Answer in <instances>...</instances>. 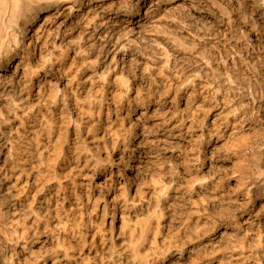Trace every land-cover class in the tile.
<instances>
[{"label": "bare ground", "instance_id": "obj_1", "mask_svg": "<svg viewBox=\"0 0 264 264\" xmlns=\"http://www.w3.org/2000/svg\"><path fill=\"white\" fill-rule=\"evenodd\" d=\"M183 11L188 12L190 17L199 14L208 21L204 19L203 23L200 20L203 24L199 28L195 27L192 20L187 21L181 15ZM215 21L220 23V27L213 25ZM167 22L173 23L177 31L170 29L171 25ZM239 22L243 29H238ZM135 27L143 32L154 31L161 39H169V48L161 42L154 46L144 44L152 54L151 48L160 52L155 54L164 56L162 61L166 67L169 54H174L169 63H172V73L169 75L172 74V77H166L168 85L163 84V87L173 90L172 107L163 104L164 99L160 98L162 88L155 94V101L158 100L155 106L159 115L158 134L150 141L155 142L154 147L159 153L157 173L160 179H156L158 182L152 189L154 208H146L145 213L140 214L142 217L137 215L138 212L120 215V231H117L123 237L120 247L113 242L114 235L107 236L110 240L107 241L102 228L93 223L95 219L90 221L88 217L89 225L86 224L87 218L78 216V210L71 211L69 226L58 221L59 226L53 220L50 221L54 217L57 219L51 214L43 222L55 242L53 250L49 253L38 248L34 250L38 234L44 229L40 227L44 211L39 214V209L32 208L40 192H34L33 187L39 186L41 189L44 185L43 180H40L42 175L33 173L30 182L27 171L31 165L28 169L24 164L19 167L22 155L10 145L4 148L9 140L0 137V155L3 156V168L0 171V218L3 214L16 216L10 225L7 223L9 218L3 215L8 220L5 224L9 228H0V264H91L97 256L100 261L104 256L107 257L108 264H119L121 257L126 264H183L171 257L175 251L182 253V256L186 254L191 264H211L208 261L216 264H264V104L261 103L264 98V90L261 91V85H264V0H205L203 6L198 0H0V123L4 121L9 133L14 129V121L17 119H20L23 126V119L31 116L65 118L76 112L88 113L92 103L89 88L93 85L94 69L99 67L104 71L119 66V53L135 43L131 36V42L123 39ZM117 29L119 31L114 36ZM256 43L262 46L259 53L255 52ZM133 60L131 58L130 65ZM148 60L143 67L146 71L152 66ZM238 64L244 65L249 73L241 74ZM160 68L157 67L156 71L165 67ZM166 71L162 72L165 74ZM162 72L159 74L162 75ZM257 74L261 76L260 79L258 76L256 78ZM106 76L105 71L101 72L98 75L99 81L104 82ZM126 79L121 78L120 83L128 88ZM147 80L150 78L147 77ZM231 97L238 98V101L233 103ZM169 115H172L173 124L165 128V117ZM256 123L260 126L258 129L254 128ZM10 139L13 140L12 137ZM179 142H184L190 151L187 153V161L183 159L186 162L187 178L182 179L183 184L180 181L182 187L179 185L176 190L172 184H168L170 181H165L168 174L163 155L168 147ZM40 156L44 158L38 155L39 160ZM36 169H39L38 166ZM112 174L111 170L110 186L115 182ZM74 176L72 180L77 175ZM51 177L58 184L57 177ZM178 178L171 179L178 183ZM151 181H154L153 178ZM139 192L143 197L146 191ZM226 196L229 203L233 199L232 206L237 205V211L233 207L234 212H226L225 215L218 212V215L215 204ZM14 198L17 201L20 198V205ZM222 207L220 210L223 211L227 208ZM58 215L60 212H57ZM178 221L175 230L174 225ZM80 246L87 250L85 257L79 254ZM198 255H209L206 256L207 262L199 259Z\"/></svg>", "mask_w": 264, "mask_h": 264}, {"label": "rangeland", "instance_id": "obj_2", "mask_svg": "<svg viewBox=\"0 0 264 264\" xmlns=\"http://www.w3.org/2000/svg\"><path fill=\"white\" fill-rule=\"evenodd\" d=\"M198 1H199L200 5L203 6V1H205V0H203V1L198 0ZM196 8H197V10L199 9L198 7H196ZM187 13L188 12L183 11V12H181V15L184 17V19L187 18L186 19L187 21L192 20L193 25L195 27L198 26V28H199V26H201V24L204 23L203 21L205 18L199 16V14H195L193 17H190ZM199 17H201L203 19H201ZM190 18H193V19H190ZM196 19H198L199 21ZM200 20L203 23H201ZM205 21L207 22L208 20L205 19ZM215 23H216V25H215ZM167 24L171 25V27L168 26L170 29L177 31L178 28L175 27V25L173 23L167 22ZM172 24L174 25V27ZM241 24L242 23L238 24L239 30H240V28L243 29V26ZM213 25L215 27H220V23H218L217 21H215L213 23ZM135 28H134L133 32L127 33L126 37H124V39H123L126 42L127 41L131 42L132 39L135 40L134 45L132 44L133 45L132 47H128V49H125V51L119 53L118 57L120 58V64L122 63L121 65L119 64V66L115 67V69L111 67V70H110V68L107 69L108 71L104 70L107 74V76H106L107 79L104 82L101 83L100 82L101 80L99 81V78H98V75L101 72H104L103 69L101 70L99 67L94 69L92 74H94L93 76L97 77V78L93 77V83H92L93 85H91L89 88V91L91 90L90 93L92 96V98H91L92 103L90 106L91 109L88 110V113L86 112V113L77 114V112H76V114L72 113V114L66 115L65 118H64V116H61V117H59V116H55V117L54 116H51V117L46 116L45 117L44 116L45 119H43L44 118L43 116H42V118H41V116H31L29 118L23 119V121H25V123L23 122V124H25L23 126L20 124V119H17V121L16 120L14 121V126H13L14 129L11 130L12 132L10 131L9 133H8L9 130L7 131V129H8L7 125H5V123H3L4 121L0 123V129H1L0 130V134H1L0 137H1V139L6 138L9 140L8 144H6L4 146V148L9 147V145H10V147L12 146L13 149L16 148L15 151H18L20 153V156L22 155L20 157L21 161L24 158L26 159V161H28V162H26L25 160L22 162L20 161L19 167H21L24 164L25 167L28 166V167H26L28 169L29 166L31 165L29 168L31 172L29 171V169L27 171L28 174H30V178H31L30 182H32V178L34 177L33 173H35L34 175H36V173L37 174L40 173V175H42L40 180H43V182L42 181L41 182L44 185L42 183H39V184H42L43 186H41V189L39 186H37L38 191L36 190L37 189L36 186L33 187L34 192L35 191H36V193L39 191L40 192L37 193L36 202L32 206L33 210L35 208L39 209L38 211L40 213L38 211H36L37 209L35 210V212H38L39 214H42L44 211V213L41 215V219H42L41 221L43 222V220H45L46 217H49L51 214H54V216H56L57 219L59 218V220L54 219L55 218L54 217L53 219H50V221L53 220L52 222L57 223L59 226H61L60 225L61 223H63L62 225H64V223H66L65 225L69 226L68 224L71 223V213H72L71 211L72 210H76V211L78 210L77 211L78 216L79 215L82 216L83 219L87 218L86 224L89 225V223H88L89 220L90 221H93L94 219L97 220V221L94 220L93 223L95 225H98L100 229L102 228L101 230H103V233L106 235L107 241H110L108 237H110L111 235L112 236L114 235L113 237L112 236L111 237L113 239V242H116L115 244H116V246L118 245V247H120L119 246L120 242H122L121 238H123L121 236L120 232H118L120 235H118V233H117V231L119 230V226H120V224H119L120 223V220H119L120 215L123 213L124 216H126L130 213L134 214L133 212H135V213L138 212L137 215L138 214L142 215L143 213H145L144 210L146 208L147 209H149V208L153 209L154 208L153 204H152V203H154V201H153L154 200V193L152 195V192H154V191L152 189L154 188V185L158 182L157 180L160 179V177L158 178L159 175L157 173V169H158V165H159L158 164L159 153H158V151H156V148L154 147L155 144H153V143H155V142L152 143L150 141V139H155V136L158 134L157 121H158L159 115H158V113L156 111V107H155L156 103L158 101V100L155 101L156 92L159 91L160 88H162L160 90V93H161L160 98L164 99L162 101L163 104L166 107H170V106L172 107V105H173V103H171L173 101L172 100L173 90L171 88H166L163 86L169 84L168 79H166V77L167 78L172 77V74L169 77L170 73H172V67L170 66V65H172V63L170 65H169V63L172 62L174 54L173 55H172V53L169 54L168 59L169 58L170 59H169V62L167 64V67H168L167 68L164 64V61H162V57H164V56L163 55L160 56V55L155 54V53H158V54L160 53L158 50L156 51V49H154L156 51V52H154L153 48H151V51H153V54H154V56H153L152 52L149 51L150 48H147V47L145 48V46H144V44L146 46H149L148 44H151L152 46H154L155 44L157 45V43L161 42L160 44H163V46H166L169 48L170 47V42L168 44L169 39L167 37L165 38V37H163V35L159 34V35H161V37L164 38V39H161L160 36H158L157 34L154 33V31L152 33H151V31L150 32H145V31L143 32V30H141L137 27H135ZM118 29L115 31L114 36L117 35L116 33H117V31H119ZM141 33H143V35H141ZM183 34H184V32H183ZM156 35L158 36L159 41H157L158 38ZM184 35L187 36L188 34L185 33ZM127 36L128 37L131 36L132 39H131V37L128 38ZM148 36L150 37L149 38L150 40L148 39ZM153 37H154V39H153ZM137 40H139V41H137ZM153 40H155V42ZM167 44L169 46H167ZM260 45L261 44L256 43L255 52H258V50L262 47ZM220 48L223 50L222 47H220ZM256 48H258V49H256ZM260 51H261V49H260ZM149 52L152 54V58H151V55ZM170 52H172V50H170ZM258 53H256V54H258ZM158 57H159V59H158ZM131 58L134 59L132 65H130ZM150 58H151V60H150ZM154 58H156V59H154ZM147 60L151 63V64L149 63V65H152V66H150V68H148L150 70L147 69V71H146L143 69V67H144V64L146 63ZM159 60H160V62H159ZM152 62L154 63V65ZM260 64H259V66H260ZM128 65H130V66H128ZM162 65H164V66L161 67ZM238 65L239 66H237V68L239 69L238 71L241 74L242 73L243 74L249 73V72H247V69L244 65H242V64H238ZM157 67L158 68L161 67L160 69H163L165 67L167 71L165 70V68L163 70H158V71H160L159 73H161L162 71H166L165 74H164V72H162L163 74L161 75L158 73V71H156ZM221 69H222V67L220 66V70ZM240 69H242V70L240 71ZM124 73H125V75H124ZM163 75H165V78ZM108 76H109V79H108ZM139 76H141V77H139ZM257 76L260 79L261 76L257 74L256 78H257ZM147 77H148V79L150 78V80H147ZM119 78L120 79L121 78H124V79L127 78L126 80H127L128 88H126L123 84L120 83ZM165 79H166V82H168V83L164 82ZM100 84L101 85L103 84V85L101 86ZM161 85H162V87H161ZM263 86L264 85H261V91L264 90ZM121 87H122V89H121ZM164 88L167 89V92H166V89H164ZM148 89L150 91H148ZM162 90H163V92H161ZM246 93H247V95L250 94L248 92H246ZM218 95H219L218 98L220 100L221 99L220 93ZM263 95H264V91H263ZM234 99L236 101H234ZM237 99L238 98L231 97V100L233 103H236L238 101ZM262 100L264 101V98H262ZM262 100H261V103L264 104V102ZM82 103L83 102H81V104ZM255 103H256V100H255ZM91 111H92V113H91ZM27 119H29V120L27 121ZM47 120H48V122L44 123ZM165 120L167 121V122H165V126H164L165 128L170 126V124H173V123H171L172 122V115H169V117L166 116ZM26 123H28V125ZM91 123H92V125H91ZM46 124H47V126H46ZM255 125H256V127H254L255 129H258L260 127L259 124H257V123ZM24 126L26 127V130H25ZM16 128L19 131H17ZM31 128H32V130H31ZM33 128H35V130H33ZM28 129H30V130H28ZM17 134H18V136H17ZM10 135H11L13 140L10 139L11 137L10 138L8 137ZM14 141H16V142H14ZM53 141H54V143H53ZM170 141H172V140L170 139ZM11 142H13V143L11 144ZM172 142H175V141H172ZM46 143H47V145H46ZM182 143L180 144V142H179L178 144L173 145V147H168L166 152L163 155L165 158L164 162H167L166 174H168L165 177V181L166 182L167 181L173 182V183L168 182V184H172L174 189L177 188L176 190H178L179 187L180 188L182 187L184 180H186V178H187V173H186V168H185L186 162L185 161H187L186 159H188L187 153L190 150H188L189 147H186L187 145H184L185 144L184 142H182ZM54 145H56V146H54ZM175 146H178V147H175ZM1 148H3V147H1ZM151 148H153V149H151ZM19 149H20V151H19ZM41 149H43L42 150L43 153L41 152ZM58 149L60 151H57ZM28 150H30V151H28ZM58 152H60V153H58ZM34 154L36 157L34 156ZM38 155L44 156V158L42 156H40V160L43 159L42 160L43 163L39 160ZM23 156H24V158H22ZM45 156H48V157H45ZM181 156H183V157H181ZM2 158H3V156L0 155V171L3 168L2 167V165H3V159ZM46 159H48L50 162L47 161ZM183 159L185 161H183ZM154 161L156 163H154ZM66 162H68V163H66ZM39 163L41 166L39 165ZM48 164H50L51 166L50 165L48 166ZM33 165H35V167ZM37 166L39 168L38 170H40V171H38L36 169ZM46 167H49L50 169L46 168ZM74 167L76 170L74 169ZM43 169H44V171H43ZM70 169H71V171H70ZM77 169H79V170L77 171ZM67 170L70 174L67 172ZM111 170L113 172V174L111 176H113V179L115 180V182H114V184H112L110 186L109 185L110 184L109 183L110 182L109 176H110ZM51 171H54V172H51ZM55 171L57 172V174ZM63 171H64V174H62ZM65 172H66V174H65ZM54 173L56 174V176L54 175ZM58 174H60V176H61V177L59 176V178H61L62 180H65L64 182L62 180H59ZM73 174L77 175L76 178H74L76 181L74 179L73 180L71 179V177L72 178L75 177ZM155 174H157V175H155ZM169 174L171 175V177ZM52 175L54 178L57 177L56 179H58V184H56L57 180L51 179ZM82 175H84V176H82ZM46 176L49 177L50 181L48 178H46ZM64 176H65V178H63ZM151 176L154 180L153 182L151 181V179H152ZM154 177H155V179H154ZM176 177L177 178L179 177L178 183H177V181L174 182L171 179V178H173L174 180H176ZM168 179H170V180H168ZM182 179H184V180H182ZM46 180H48L49 183L46 182ZM77 180H79V181H77ZM180 181L182 184H179ZM65 182H66V185H64ZM59 184H60V186H56ZM68 184H69V186H68ZM76 184H78V185H76ZM56 188H58V189H56ZM47 189H48V191H47ZM139 189L142 191L144 190V192L146 191L144 193L143 197H141L142 194H141V192H139L140 191ZM56 190H58V192H56ZM61 194H63V195H61ZM45 195L46 196L48 195V196L46 197ZM135 196H137L138 198ZM86 197L89 198V200ZM144 197H146V198L148 197V200L150 197L151 202L149 200V204H148L147 203L148 200ZM152 198H153V200H152ZM37 199L39 201H37ZM224 199L227 200L229 198L226 196V197H224ZM224 199L220 200L219 202L217 201V203L215 204V211L217 214L219 212L220 215H221V213H223L222 215H225L226 212L233 211V207L235 208L234 211H237L236 210L237 205L234 204L232 206L233 199H232V201H230L231 203H229V200H227L228 201L227 202ZM47 200L49 202L50 201L51 202L49 203ZM60 200H62V201L60 202ZM75 200H77L76 201L77 204H76ZM131 200H135V201H131ZM140 200H142V201H140ZM15 201L17 203H19V205H20V198L18 201H17V199H15ZM56 202H58V203H56ZM120 202H121V204H120ZM39 204H41V205H39ZM45 204H47V205H45ZM60 204H61V206H60ZM71 204L74 206H72ZM128 204H130V205L128 206ZM146 204L148 205V207ZM150 204H152V206ZM223 204L226 206H224ZM76 205H77V207H76ZM154 205H155V203H154ZM216 205H217V208H216ZM221 205L223 206L222 207L223 209H224V207L225 208L227 207V208L224 209V211L220 210ZM229 205H230V207H229ZM69 206L71 209L69 208ZM45 207H48V208L46 209ZM230 208L232 210H230ZM48 210L51 211L52 213L49 212ZM112 211L115 212V214L112 215V213H113ZM147 211L148 210H146V212ZM57 212H58V214L60 212V215L57 216ZM88 213H89V215H88ZM3 215L6 216L7 219L9 218L8 219L9 221L6 220V218L3 217ZM3 215H2L3 218L2 217L0 218V222H1L0 228L1 229L3 228V230H8L9 226L5 223L8 221L7 223L11 225L10 221H13L12 218H16V216L11 215V214H3ZM141 215H140V217H142ZM43 216H45V217L43 218ZM60 216H61V218H60ZM114 216H115V219H113ZM88 217H89V220H88ZM64 220L67 222H65ZM2 221H3V223H2ZM58 221L60 222V224ZM99 221H100V223H99ZM91 223L92 222H90V224ZM100 224L101 225L103 224L102 227H100L101 226ZM1 225L2 226L7 225V226L2 227ZM112 225H114V226H112ZM178 225H179V221L176 222V224L174 225V228L176 227L175 230L178 228ZM40 227L42 229L44 228L43 229L44 231L42 230V232H41V230H40L41 233L38 234V236H39L38 243L36 245H34L33 249L36 250V248H38V250H41L42 252L45 250L48 253L52 252L55 242H54V240H52V237L49 236L50 230L44 224V222L41 224ZM4 228H7V229H4ZM104 230H106V231H104ZM175 230H173V232ZM43 232H45L46 234ZM7 233H9V232H7ZM43 239H45L46 241ZM45 245L48 247H46ZM103 252L105 253V251H103ZM186 253H187V249H186ZM79 254L81 255V257H85V255L87 254V250L85 248L83 249L80 246L79 247ZM82 255H84V256H82ZM185 255L186 254H184L182 256V253L175 251V252H172L171 257L173 259L175 258L179 262L182 261L181 263H183V264H185V263L191 264V260L189 261L188 257ZM200 255H198L200 257L199 259H205L207 262V260H208L207 257H209V255H205V257L207 256L206 258L203 255L202 256L204 258ZM77 257L79 258L78 255H77ZM97 257L100 258L99 256H97ZM97 257H96V260L94 259L95 261L94 260L91 261V264H93L94 262H95L94 264H108L107 263V260H108L107 257L105 258V256H104V259H102L101 261ZM185 258H186V260H185ZM122 259H123L122 257L119 259L118 262L121 261L119 264H121V263L126 264V262H124L125 260L123 259L124 260L123 261ZM207 263L216 264L215 262H210V261H208Z\"/></svg>", "mask_w": 264, "mask_h": 264}]
</instances>
